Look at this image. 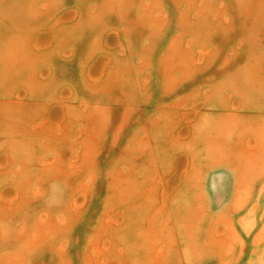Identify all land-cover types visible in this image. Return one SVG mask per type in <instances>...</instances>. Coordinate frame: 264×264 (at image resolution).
<instances>
[{"label":"rangeland","instance_id":"374dc122","mask_svg":"<svg viewBox=\"0 0 264 264\" xmlns=\"http://www.w3.org/2000/svg\"><path fill=\"white\" fill-rule=\"evenodd\" d=\"M0 264H264V0H0Z\"/></svg>","mask_w":264,"mask_h":264}]
</instances>
